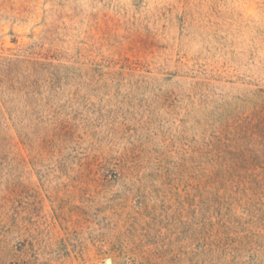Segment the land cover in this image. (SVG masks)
Wrapping results in <instances>:
<instances>
[{
    "label": "rangeland",
    "instance_id": "1",
    "mask_svg": "<svg viewBox=\"0 0 264 264\" xmlns=\"http://www.w3.org/2000/svg\"><path fill=\"white\" fill-rule=\"evenodd\" d=\"M0 264H264V0H0Z\"/></svg>",
    "mask_w": 264,
    "mask_h": 264
}]
</instances>
